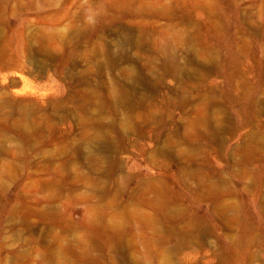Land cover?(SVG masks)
Returning <instances> with one entry per match:
<instances>
[{"label": "rangeland", "instance_id": "rangeland-1", "mask_svg": "<svg viewBox=\"0 0 264 264\" xmlns=\"http://www.w3.org/2000/svg\"><path fill=\"white\" fill-rule=\"evenodd\" d=\"M0 264H264V0H0Z\"/></svg>", "mask_w": 264, "mask_h": 264}]
</instances>
